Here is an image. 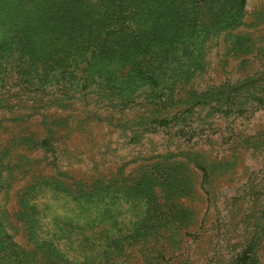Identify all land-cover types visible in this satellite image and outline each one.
Instances as JSON below:
<instances>
[{
  "label": "rangeland",
  "instance_id": "obj_1",
  "mask_svg": "<svg viewBox=\"0 0 264 264\" xmlns=\"http://www.w3.org/2000/svg\"><path fill=\"white\" fill-rule=\"evenodd\" d=\"M4 53L0 264H264V0H0Z\"/></svg>",
  "mask_w": 264,
  "mask_h": 264
},
{
  "label": "trees",
  "instance_id": "obj_2",
  "mask_svg": "<svg viewBox=\"0 0 264 264\" xmlns=\"http://www.w3.org/2000/svg\"><path fill=\"white\" fill-rule=\"evenodd\" d=\"M34 1H36L37 3H39V2L43 3V2H54L55 0H34ZM6 57H7V53H4V55H1L0 59L3 60ZM88 64H89V62H88ZM6 65H7L6 63L1 62L0 63V69H6V71H8V67ZM149 81L152 82L153 84H156V82H157L152 76L149 77ZM248 250L249 251H246V256L248 255V253L252 252V247L250 246L248 248Z\"/></svg>",
  "mask_w": 264,
  "mask_h": 264
}]
</instances>
